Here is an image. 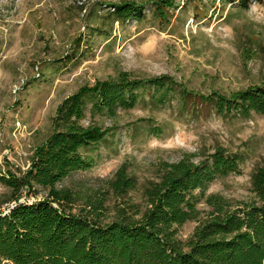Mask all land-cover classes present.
Segmentation results:
<instances>
[{
    "label": "rangeland",
    "instance_id": "obj_1",
    "mask_svg": "<svg viewBox=\"0 0 264 264\" xmlns=\"http://www.w3.org/2000/svg\"><path fill=\"white\" fill-rule=\"evenodd\" d=\"M120 0H0V172L24 171L33 150L52 132L57 105L82 85L115 77L169 75L192 93H228L264 80V0H175L169 22L160 20L150 0L140 19L116 21L100 3ZM127 1V0H126ZM260 38L256 53L248 37ZM167 90V91H166ZM157 90L145 85L138 99L115 117L96 114L92 120L112 127L90 147L93 165L71 172L61 185L94 186L126 163L139 188L155 178L159 164L189 155L210 161L215 147L237 153V172L208 184L206 194L248 198L250 176L264 165V115L219 114L211 102L183 101L177 86ZM164 94V96H162ZM162 97V102H156ZM90 121L89 113L85 123ZM41 199L46 191L34 190ZM10 190L0 183V201ZM141 201L140 189L131 193ZM201 210L207 209L203 203ZM204 213H201L203 215ZM198 221L178 228L186 239Z\"/></svg>",
    "mask_w": 264,
    "mask_h": 264
},
{
    "label": "trees",
    "instance_id": "obj_2",
    "mask_svg": "<svg viewBox=\"0 0 264 264\" xmlns=\"http://www.w3.org/2000/svg\"><path fill=\"white\" fill-rule=\"evenodd\" d=\"M234 1L245 9L250 2L221 0L223 7ZM147 3H153L154 12L166 22L167 11L178 8L175 0ZM99 6L116 21L145 16V2L120 0ZM248 38L255 46L243 49L247 55L256 53L261 42ZM145 85L157 90L177 86L183 101L211 102L219 114L264 115V80L228 93L202 95L169 75L141 79L120 71L109 80L80 86L57 105L52 132L34 148L26 169L0 172V183L10 190L0 204L35 197L36 187L46 191L43 198L0 214V264H264V165L250 176L248 198L232 200L205 192L215 179L239 170L240 156L228 154L224 147H215L210 161L194 162L189 155L163 161L155 178L141 188L126 163L94 186L61 185L71 172L93 165L90 147L113 130L92 117H115L118 110L133 107L137 89ZM87 113L90 121L85 123ZM139 189L140 202L131 194ZM200 203L207 209L201 210ZM187 221L198 223L186 239L179 238L178 228Z\"/></svg>",
    "mask_w": 264,
    "mask_h": 264
},
{
    "label": "built area",
    "instance_id": "obj_3",
    "mask_svg": "<svg viewBox=\"0 0 264 264\" xmlns=\"http://www.w3.org/2000/svg\"><path fill=\"white\" fill-rule=\"evenodd\" d=\"M112 10H113V8L110 7V11H112ZM25 201L30 202L31 200L30 199L27 200V199H25L23 197V198H20L18 201H13V202H7V203L0 204V214L7 213L11 208H13L17 204L23 203Z\"/></svg>",
    "mask_w": 264,
    "mask_h": 264
}]
</instances>
